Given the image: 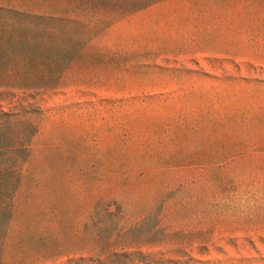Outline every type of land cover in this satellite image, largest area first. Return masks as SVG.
I'll return each mask as SVG.
<instances>
[{
  "label": "rangeland",
  "instance_id": "obj_1",
  "mask_svg": "<svg viewBox=\"0 0 264 264\" xmlns=\"http://www.w3.org/2000/svg\"><path fill=\"white\" fill-rule=\"evenodd\" d=\"M92 5L56 89L0 104L38 127L0 264H264V0Z\"/></svg>",
  "mask_w": 264,
  "mask_h": 264
},
{
  "label": "trees",
  "instance_id": "obj_2",
  "mask_svg": "<svg viewBox=\"0 0 264 264\" xmlns=\"http://www.w3.org/2000/svg\"><path fill=\"white\" fill-rule=\"evenodd\" d=\"M47 0H0V104L16 94L39 95L56 89L69 65L92 40L83 21L71 18L73 0H55L60 11H39ZM98 24L107 15L127 16L166 0H87ZM87 4V2L85 3ZM83 4V6L85 5ZM10 104V103H9ZM0 106V244L13 212L21 172L38 127L26 111ZM105 207V209H102ZM93 219L101 215L117 221L118 212L97 203ZM113 220H111V219ZM100 232L105 227L96 226Z\"/></svg>",
  "mask_w": 264,
  "mask_h": 264
}]
</instances>
